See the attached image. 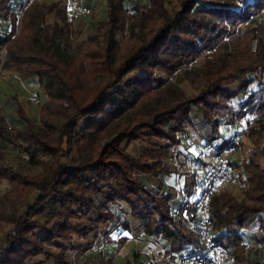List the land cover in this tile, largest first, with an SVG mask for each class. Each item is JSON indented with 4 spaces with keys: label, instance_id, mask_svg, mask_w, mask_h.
Instances as JSON below:
<instances>
[{
    "label": "trees",
    "instance_id": "trees-1",
    "mask_svg": "<svg viewBox=\"0 0 264 264\" xmlns=\"http://www.w3.org/2000/svg\"><path fill=\"white\" fill-rule=\"evenodd\" d=\"M227 2L235 1L175 0L177 6L170 11L165 0H148L147 6L129 15L123 0H106V19L98 22L97 33L80 43L77 54L67 49L70 22L57 2L36 3L26 10L22 28L12 38L15 17L10 0H0V18L9 17L12 26L10 32L0 35V49H5L2 66L23 78L35 76L48 96L39 108V123L17 104L18 117L26 124L15 130L27 143L31 162H41L38 154L52 156L46 171L24 174L7 163L0 147V180L12 185L0 197V220L12 224L7 244L0 249V264H34L29 260L43 255L46 259L41 260L46 263L56 260L48 248L58 245L59 240L87 237L92 231L94 237L104 236L118 226L105 225L100 231V225L121 220L111 206L122 202L128 204L132 217L147 234L169 243L167 254L178 255L185 247L199 250L194 229L187 228L179 216L169 214L176 193L171 188L152 189L139 177L141 173L168 177L174 172L166 161L172 147L180 145L184 126L192 124L189 113L194 106L212 113L243 93L251 99L248 84L252 80L233 90L224 82L251 71L259 84L264 83V29L260 20L242 36L246 51L254 45L253 57L236 56L219 42L227 26L245 22L252 11L264 9V0L234 9ZM43 9L54 11L64 26L38 19L39 15L43 19ZM125 28L129 35L119 43L117 34ZM200 45L214 48L216 64L185 71L196 88L201 86L197 93L187 95L172 80L156 83L157 70L175 71L198 53ZM136 70L142 74H131ZM79 118L83 119L81 127ZM217 126L214 120L209 141L219 137ZM3 130L0 127V134ZM141 133L165 143L146 146L133 155L127 145ZM77 137L79 155L61 161L62 156L70 155ZM230 163L234 167L232 160ZM242 170L248 174V184L252 183V198L238 200L227 188L214 195L212 227L217 239L232 249L235 264H264L244 249L241 233L251 226V217L264 212V169H251L246 164ZM45 173L52 176L42 182ZM32 192L37 194L29 203ZM124 229L129 228L125 225ZM137 257L135 253L133 260L123 264H141ZM101 261L112 264L110 258L102 257Z\"/></svg>",
    "mask_w": 264,
    "mask_h": 264
},
{
    "label": "rangeland",
    "instance_id": "rangeland-1",
    "mask_svg": "<svg viewBox=\"0 0 264 264\" xmlns=\"http://www.w3.org/2000/svg\"><path fill=\"white\" fill-rule=\"evenodd\" d=\"M51 1H55L58 3V9L63 11L65 8V2L66 0H32L30 1L26 7H23V0H10L12 4H10V9L13 12V15L15 17V27L14 32L12 34V38L17 35V33L20 32L22 28V21L25 14V11L32 8L36 3H43L48 4ZM234 3H226L227 6L230 8L232 7L237 8L238 6L244 7V5L248 2L254 1V0H234ZM84 2L89 7V12L82 17H78L75 19H69L66 15L68 21L70 22L69 26L66 30V38L68 41L67 49L69 52L77 53L79 54V45L82 41L86 40L90 35L98 32V25L100 21H103L106 19V0H84ZM241 2V3H238ZM205 3H208L205 1ZM148 0H123V5L126 8L127 13L130 15L134 12L135 9H141L143 6H147ZM165 6L170 11H173L175 7L177 6L175 4V0H165ZM45 11L43 15V19H41V16L37 14L38 19L43 20L45 23L52 24L55 21H58L61 25H63L62 20L55 14L54 11L52 12H46V9H43ZM65 12V10H64ZM66 14V13H65ZM7 18L9 20V27L8 32H10L12 26L9 17H3ZM262 24V29H264V9L259 10V12H251V15L248 20H245V22H238L236 25L227 26L225 32L223 33V36L221 40L219 41L222 45H225L228 50L232 52V54H235L236 56L239 55H246L253 57L254 56V45L251 44L248 51H246V44L243 39V34L247 31L248 28H251L253 25H255L256 21H259ZM0 21L1 20L0 18ZM2 23V22H0ZM4 26V24H2ZM1 26V29L3 27ZM64 26V25H63ZM7 32V33H8ZM6 34V33H5ZM129 35L128 29H124L121 32L117 34V38L119 40V43L122 42V40ZM199 43V41H198ZM62 47H64L63 43L61 44ZM123 47V46H121ZM214 48H208L206 46L200 45V49L198 50V53L191 59L185 60L177 69L173 72H170L169 69H163V70H157L156 76L157 80L156 83H159L160 80H172L174 81L181 89H184L187 95H192L194 93H197L201 86L196 88L192 81L189 78V75L186 74L188 70H191V68H200L203 70L205 66L214 67L216 64V61L213 56ZM5 49H0V77L6 76L7 78H10V82H13L14 87V97L10 96L8 98V103L5 108H3L0 112V127H2L4 130L0 134V147L5 151L7 156V163L11 165L15 170L18 172L24 173V174H30V175H36L39 173H42L43 171H46L49 169V166L52 161V156L50 154L42 155L38 154V157L41 162L39 163H33L30 161L29 158V152L27 151V143H24L18 138V134L16 132V128L23 129L25 127V124L23 120H21L17 115V106L14 110V106L17 104H21V106L24 108L25 113L30 116L36 123H39V108L41 105L48 100V96L45 95V92L41 90L39 87V83H33L30 84L26 83L27 79L33 78L36 79L35 81L38 82L37 78L35 76H30L27 78H23L20 76V73L17 71H12L9 69L3 68V63L5 59ZM85 61V60H84ZM202 72L200 71L199 74ZM131 74L135 75H141L142 72L139 70H136V72H132ZM256 75L255 72L247 71L246 74L238 73L235 75L234 79L224 82V86L234 89L236 85H239L243 83L244 81L252 80L251 83L248 84V90L250 91L249 95L251 94L252 97L249 99L248 97H245L244 93L240 96L234 97L232 100L229 101L227 106H217L215 107L214 112L212 113H205L204 107H197L194 106L191 112L189 113V116H191L192 124L185 125L184 132L181 133V143L180 147L174 146V149L172 152L174 154L172 155L175 157L174 159L177 160L175 165L176 170L174 172L176 174L182 173L186 169H190V154H185V150L189 146L196 145L199 147L198 153L200 152L201 148L208 143L209 135L212 133V122L216 120L218 122V133L219 137L212 139L215 143H222L223 140H227L232 138L236 135V133L243 132L245 133L241 140L239 141V145L237 149L232 153L231 160L234 162V168L236 170H242V167L244 168L246 164H249L251 169L257 168V169H264V83L259 84L258 80H255L254 76ZM262 81H264V78H262ZM27 84V87L25 85ZM249 104L247 106H243L244 101H249ZM11 107L12 109L10 110ZM82 120L79 118V127L82 125ZM164 141L154 139L153 136H149L145 133H141L140 137H138L137 140L132 141L128 143V151L133 155H138L139 152L146 146H157L158 144H164ZM66 148V146L64 145ZM80 138L77 137L75 140L74 147L72 148L70 155L62 156L61 161L68 162L70 161L69 158L74 159L79 155L80 150ZM178 149V150H177ZM184 155V156H183ZM193 163L191 162L192 169H193ZM182 170V171H180ZM138 175V174H136ZM141 177H139L144 182H147L148 185L149 182L154 183L155 190L162 189L159 185L158 178H165V176H154L152 174H146L141 173ZM51 173H45V175L42 178V182L48 181L51 179ZM157 185V187L155 186ZM160 186V187H159ZM12 185L8 183L6 179L0 180V197L2 193H4L6 190L11 188ZM153 187V188H154ZM183 187L190 188L189 186L182 185ZM227 192L231 194L233 197L239 199H246L249 200L252 198L254 192H252V183H249L247 187H228ZM104 192H107L106 189H104ZM37 193L32 192L29 195L28 202H32L33 198L35 197ZM176 201V200H175ZM178 202V201H176ZM175 202V203H176ZM119 205V206H118ZM118 205L111 206L112 210L116 212V214L119 215L120 221L117 219H114L106 224H101L99 227V230L101 231L102 227L106 225L108 228H118L120 230H123V228L128 227L130 230L129 235L134 236L135 238H141L145 235H149L145 232L144 226L136 220L134 217H132V214L130 213V208L128 204L126 203H120ZM26 206H24L21 211L25 209ZM93 218L96 217V214L93 213L91 215ZM260 216L257 218V220H262L261 222L264 223V212H260L258 215H255L254 217ZM254 217H251L250 219H254ZM249 219V220H250ZM122 223V224H121ZM1 225L9 226V230L11 229L12 224L10 222H5L4 220H0V228ZM94 231L88 234L86 237L87 240L83 241L81 240V244L79 242L77 244H69V245H53L52 247L48 248L52 253H55L56 260L53 259V261H47L46 263L41 260L42 258L46 259V257L40 256L39 258H34L29 260L30 262H33L34 264H102V257L109 258V252H107L105 255L102 253L94 254L95 251L101 250V244L98 245H91L90 247H93V249H97L95 251L90 250L88 251L87 246L90 245L89 242L90 238L89 236L93 235ZM124 233V232H123ZM140 236V237H139ZM150 239L158 242V243H164L162 242L164 239L161 237H157L154 235H150ZM101 238L103 239L104 236L102 235ZM109 241V238H107ZM106 240V239H104ZM122 239H119L117 242L118 249L113 252L114 255L111 254L112 261L113 257H116L118 252H121V245L123 244L121 241ZM64 249V251H63ZM92 249V248H91ZM63 251V252H62ZM166 253V251H164ZM109 253V254H108ZM164 253V254H165ZM132 255H134L133 252H130L129 260H133ZM162 256L158 258H149L150 261H153V264H164V261H162ZM147 260V259H146ZM139 262H144L143 256L140 257ZM141 263V264H142Z\"/></svg>",
    "mask_w": 264,
    "mask_h": 264
},
{
    "label": "built area",
    "instance_id": "built-area-1",
    "mask_svg": "<svg viewBox=\"0 0 264 264\" xmlns=\"http://www.w3.org/2000/svg\"><path fill=\"white\" fill-rule=\"evenodd\" d=\"M30 1L23 0V7ZM64 8L69 19L82 17L89 12L84 0H66ZM244 134L236 133L223 145L208 141L197 153L193 169L201 175L191 188L183 187L179 190V203L171 206L169 214L179 216L194 229L200 242L199 250L185 247L178 255L165 253L162 256L164 264H235L232 249L217 239L210 208L212 197L224 192L226 188L248 186V174L236 170L230 163L232 153ZM243 245L246 250L251 246L245 240ZM259 245L264 246V240ZM97 249L90 247L88 251ZM142 264H153V261L147 259Z\"/></svg>",
    "mask_w": 264,
    "mask_h": 264
},
{
    "label": "crops",
    "instance_id": "crops-1",
    "mask_svg": "<svg viewBox=\"0 0 264 264\" xmlns=\"http://www.w3.org/2000/svg\"><path fill=\"white\" fill-rule=\"evenodd\" d=\"M10 4H12L10 2ZM0 21L2 23H0V35H4L5 33L8 32L9 27H7V25L9 26V20L7 18H1ZM2 24H4V26H2ZM1 26L3 27V29H1ZM10 78H7L6 76L0 77V111L6 107L7 103H8V98L10 96L15 95V91H14V87H13V82H10ZM36 79L30 78L27 79V81H25L26 83L33 84V83H38L37 81H35ZM25 87H27V84L25 85ZM17 103L14 106V110L16 109ZM10 110L12 109L11 107H9ZM39 111V110H38ZM1 113V112H0ZM18 116V115H17ZM180 147V146H178ZM176 149L174 147H172L171 152ZM198 149L199 147L196 145L193 146H189L186 150H185V154L188 155L190 154L189 158L190 160V169H186V171L184 170L181 174L178 173L176 174L175 172H171L172 174H170L168 177L165 178H158L159 181V185L161 186L162 189L164 190H168L169 188H171L175 193V197L171 200L174 204H178L179 203V190L182 188V185H187L190 188L192 187L193 184L196 183V181L199 179L200 177V172L195 171L194 169H192V165L191 162L195 160V157L198 153ZM178 150V149H177ZM174 154V152H172V155ZM171 155L170 158L167 159L166 163L171 164L173 170H176L177 168H175V165L177 160H175ZM184 156V155H183ZM182 171V170H180ZM145 184L152 188L154 186V183L149 182L150 185L147 184V182H145ZM157 187V185H155ZM159 186V187H160ZM155 189V187H154ZM178 202H176V201ZM176 202V203H175ZM260 216L254 217V219H250V224L251 226L248 228H243L241 233L243 234V239L247 242L250 243V247L247 249L248 253L250 254V256L252 258H258V259H262L264 260V246H260L259 243L264 240V223H262V220H257V218H259ZM187 228H190L188 225H186ZM192 229V228H190ZM130 229H124L120 230L119 228H116L115 230H111L108 231L107 234L104 235V238L102 239L101 236H97L94 237L93 235L89 236L88 238H90L89 242L90 243L89 246H87L88 248L91 245H98L101 244V250L99 251H95L94 254H106L107 252H109V258H112L111 254L113 252H115L118 249V245H117V241L119 239H122L121 241H123L122 245H121V252H118L116 257H113L112 261L114 262L113 264H123L125 263L127 260H129V255L130 252H133L134 255L135 253L138 254L137 260L140 259L141 256H143L144 261L146 259L149 258H158L161 257V255H163L165 252L167 251L169 248V243L166 240H163L162 242L164 243H158L152 239H150V235H145L144 237L141 236V238H135L132 235H129ZM9 226H4L1 225L0 228V249L6 246L7 244V236L8 232H9ZM124 232V233H123ZM140 237V236H139ZM109 238V241L108 239ZM106 239V240H104ZM81 240L86 241L87 238L86 237H81V236H74L72 239L69 240H59L58 241V245H69V244H77L79 242V244H81ZM167 254V252H166ZM114 255V253L112 254ZM134 255H132V258L134 257ZM162 261L165 262V260L162 258Z\"/></svg>",
    "mask_w": 264,
    "mask_h": 264
}]
</instances>
